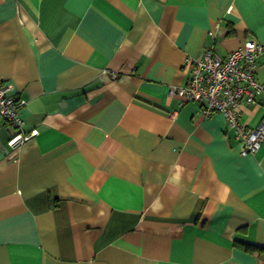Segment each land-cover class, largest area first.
<instances>
[{"label": "crops", "instance_id": "obj_1", "mask_svg": "<svg viewBox=\"0 0 264 264\" xmlns=\"http://www.w3.org/2000/svg\"><path fill=\"white\" fill-rule=\"evenodd\" d=\"M250 38L264 0H0V77L36 130L13 148L0 117V264H264V141L243 156L169 93ZM263 117L264 91L241 121Z\"/></svg>", "mask_w": 264, "mask_h": 264}, {"label": "built area", "instance_id": "obj_2", "mask_svg": "<svg viewBox=\"0 0 264 264\" xmlns=\"http://www.w3.org/2000/svg\"><path fill=\"white\" fill-rule=\"evenodd\" d=\"M264 57V42L247 39L244 44L223 56L211 48H205L198 56L189 58L187 64L191 75L187 84L171 86L170 95L179 96L181 103H199L201 112L210 116L222 113L228 124L236 129L242 143L241 154H256L264 141V117L255 126L241 121L242 109L246 104H256L258 95L264 91L257 69ZM25 101L11 94V85L0 77V117L16 130L11 140L15 148L36 134V130L24 133L21 108Z\"/></svg>", "mask_w": 264, "mask_h": 264}, {"label": "clouds", "instance_id": "obj_3", "mask_svg": "<svg viewBox=\"0 0 264 264\" xmlns=\"http://www.w3.org/2000/svg\"><path fill=\"white\" fill-rule=\"evenodd\" d=\"M172 167L175 169V171L172 172L170 169L171 174L167 177L166 183L179 187L183 178L182 173L184 172V169L179 164H175Z\"/></svg>", "mask_w": 264, "mask_h": 264}]
</instances>
